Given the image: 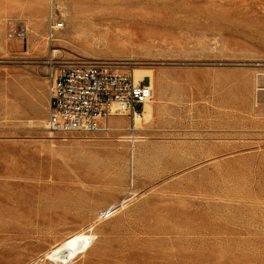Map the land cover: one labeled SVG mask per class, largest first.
<instances>
[{
    "label": "rangeland",
    "instance_id": "374dc122",
    "mask_svg": "<svg viewBox=\"0 0 264 264\" xmlns=\"http://www.w3.org/2000/svg\"><path fill=\"white\" fill-rule=\"evenodd\" d=\"M54 7L51 43L50 0H0V264H55L46 252L90 224L68 264H264V0ZM93 57L152 71L141 140L116 119L48 130L50 67Z\"/></svg>",
    "mask_w": 264,
    "mask_h": 264
},
{
    "label": "built area",
    "instance_id": "2783aa9c",
    "mask_svg": "<svg viewBox=\"0 0 264 264\" xmlns=\"http://www.w3.org/2000/svg\"><path fill=\"white\" fill-rule=\"evenodd\" d=\"M64 22L50 10L48 40L53 43ZM47 128L62 138L93 136L107 131L112 119L129 123L130 141L141 139L137 132L146 104L154 91L151 79L138 80L135 70L117 61L84 59L53 63L48 73Z\"/></svg>",
    "mask_w": 264,
    "mask_h": 264
},
{
    "label": "bare ground",
    "instance_id": "6f19581e",
    "mask_svg": "<svg viewBox=\"0 0 264 264\" xmlns=\"http://www.w3.org/2000/svg\"><path fill=\"white\" fill-rule=\"evenodd\" d=\"M65 3L66 2H63L62 6H60V8L58 7V9L59 10L61 9L62 12L64 11L65 15L66 14H71L70 10L68 9V6L65 5ZM50 8H51V11H55L56 12V8L54 7V0H50ZM73 14H75V13H73ZM71 23H72V26L74 24V26L79 27V26H82L83 22L81 20H79L78 16H74L71 19ZM91 25H94V23H92ZM56 40H58L60 42V41H62L64 39H62L60 37L59 39L57 38ZM52 48H54V47H52ZM52 52L57 53L58 50H52ZM93 58H97V57H93ZM135 74H136L137 79L138 80H142V81L146 77H149L151 79V85H152V88H153V91H154V87H153L154 83H153V73H152V71L146 70V69H141V68H136ZM152 114H153V108L150 105V103H147L146 107H145V112H144V116H145L144 119L149 121L151 116H152ZM116 120H118V125H122L123 122H127V120H124V119H116ZM117 129L118 130H122V131L124 130L123 128H117ZM112 130L114 131V130H116V128L107 127V131H112ZM128 137L129 136H126V138H125L123 136V137H120V138H121V140H126V139L128 140ZM118 139H119V137H118ZM83 190H84L83 191V197H84L85 200H90L93 197L99 195V193H100V187H98V186L97 187L96 186L87 187V189H83ZM121 205H123V204H121ZM117 207H113L107 213H105V215H107L108 213L109 214L115 213L118 210V208H119V207L118 208ZM92 227H93V224H90L89 226L87 225V227H84L83 229H81L79 231L77 230L76 232H74L71 235H69L66 238H64L59 243L55 244L49 251L46 252V258L51 260L52 263L54 262L55 264H68V263L74 261L75 259H77L80 255L86 254L92 248V246L94 244V241L96 239V236H97V235H95L96 233H93V228Z\"/></svg>",
    "mask_w": 264,
    "mask_h": 264
},
{
    "label": "crops",
    "instance_id": "0c3cea01",
    "mask_svg": "<svg viewBox=\"0 0 264 264\" xmlns=\"http://www.w3.org/2000/svg\"><path fill=\"white\" fill-rule=\"evenodd\" d=\"M148 78V77H147ZM145 81H147V79H145Z\"/></svg>",
    "mask_w": 264,
    "mask_h": 264
},
{
    "label": "trees",
    "instance_id": "16d2710c",
    "mask_svg": "<svg viewBox=\"0 0 264 264\" xmlns=\"http://www.w3.org/2000/svg\"><path fill=\"white\" fill-rule=\"evenodd\" d=\"M147 80H149V78H147Z\"/></svg>",
    "mask_w": 264,
    "mask_h": 264
}]
</instances>
